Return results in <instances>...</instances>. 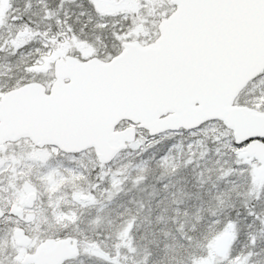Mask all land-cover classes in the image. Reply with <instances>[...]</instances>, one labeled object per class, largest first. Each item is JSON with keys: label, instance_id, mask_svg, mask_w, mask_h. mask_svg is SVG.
Returning <instances> with one entry per match:
<instances>
[{"label": "snow or ice", "instance_id": "obj_1", "mask_svg": "<svg viewBox=\"0 0 264 264\" xmlns=\"http://www.w3.org/2000/svg\"><path fill=\"white\" fill-rule=\"evenodd\" d=\"M0 264H264V0H0Z\"/></svg>", "mask_w": 264, "mask_h": 264}]
</instances>
